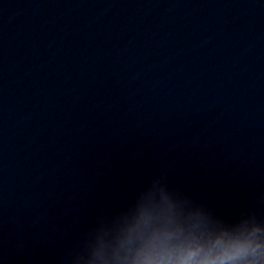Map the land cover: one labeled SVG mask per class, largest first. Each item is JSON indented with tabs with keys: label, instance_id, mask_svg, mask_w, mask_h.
Masks as SVG:
<instances>
[{
	"label": "clouds",
	"instance_id": "1",
	"mask_svg": "<svg viewBox=\"0 0 264 264\" xmlns=\"http://www.w3.org/2000/svg\"><path fill=\"white\" fill-rule=\"evenodd\" d=\"M162 195L151 200L110 241L100 240L89 264H264V230L214 231L199 214L177 215Z\"/></svg>",
	"mask_w": 264,
	"mask_h": 264
}]
</instances>
